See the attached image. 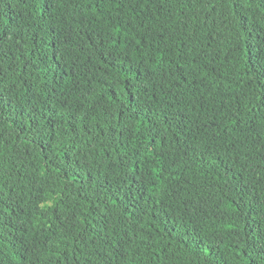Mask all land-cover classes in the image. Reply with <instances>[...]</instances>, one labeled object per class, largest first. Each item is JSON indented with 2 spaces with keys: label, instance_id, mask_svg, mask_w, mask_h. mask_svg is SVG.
<instances>
[{
  "label": "trees",
  "instance_id": "16d2710c",
  "mask_svg": "<svg viewBox=\"0 0 264 264\" xmlns=\"http://www.w3.org/2000/svg\"><path fill=\"white\" fill-rule=\"evenodd\" d=\"M0 264H264V0H0Z\"/></svg>",
  "mask_w": 264,
  "mask_h": 264
}]
</instances>
